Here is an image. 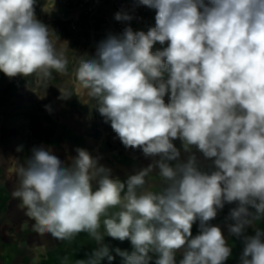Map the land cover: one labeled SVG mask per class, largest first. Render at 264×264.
Masks as SVG:
<instances>
[{
	"label": "clouds",
	"instance_id": "clouds-1",
	"mask_svg": "<svg viewBox=\"0 0 264 264\" xmlns=\"http://www.w3.org/2000/svg\"><path fill=\"white\" fill-rule=\"evenodd\" d=\"M36 3L0 0V72L35 75L40 83L53 71L66 73L68 59L36 18ZM137 3L156 10L155 27L145 33L128 26L109 35L92 56H78L75 74L123 146L152 163L121 182L86 149L76 148L66 164L33 147L19 163L12 196L35 221L34 232L59 241L86 233L95 241L88 258L75 264H101L105 257L111 264L105 236L131 242L130 254L111 250L124 264H149L150 252L158 254L155 264H176L181 248L179 264H224L232 249L220 227L208 222L236 202L229 232L243 240L241 264H264V231L245 234L264 219V0ZM114 19L133 16L121 10ZM157 42L167 46L153 52ZM176 139L185 151L196 146L213 161L210 168H198L194 155L171 166L180 156ZM156 168L159 191L146 179ZM197 220L200 232L193 237Z\"/></svg>",
	"mask_w": 264,
	"mask_h": 264
},
{
	"label": "rangeland",
	"instance_id": "rangeland-1",
	"mask_svg": "<svg viewBox=\"0 0 264 264\" xmlns=\"http://www.w3.org/2000/svg\"><path fill=\"white\" fill-rule=\"evenodd\" d=\"M50 3L51 0H37L35 15L53 31L57 48L64 49L68 59L67 72L60 74L53 71L50 80L40 83L35 75L9 78L0 72V121L9 119L35 122L31 135L33 139L24 144V150L31 151L33 147L43 146L70 164L68 157L76 155V148H83L92 157H99V164L111 169L110 178L124 182L129 175L136 174L152 163V158H145L140 150L123 146L110 123H105L104 117L100 115L96 101L87 97L86 90L81 87L75 74L78 56H92L100 41L109 35L118 34L107 29L94 41L86 29L75 30L72 27L69 20L71 15L67 10L54 12L50 9ZM45 5L48 11L43 10ZM148 10L139 27V31L145 33L155 27L156 10ZM166 46L167 42L164 45L157 42L152 51L162 50ZM61 91L71 96L62 98ZM46 105L50 111L46 110ZM172 142L180 156L177 160L169 161L171 166L186 163L193 155L198 168L208 170L212 165L213 161L206 158L196 146H190L189 151H185L180 139ZM158 171V168L154 169L146 178L153 191H159L161 186ZM96 187L98 185L94 181V190ZM229 206L235 208L237 203L233 202Z\"/></svg>",
	"mask_w": 264,
	"mask_h": 264
},
{
	"label": "crops",
	"instance_id": "crops-1",
	"mask_svg": "<svg viewBox=\"0 0 264 264\" xmlns=\"http://www.w3.org/2000/svg\"><path fill=\"white\" fill-rule=\"evenodd\" d=\"M61 11V10H60ZM60 13V12H59ZM34 121L2 120L0 121V264H64L67 257L68 264H75L77 260H86L96 247L86 233L78 234L71 241H59L50 234L40 235L32 230L34 220L25 215L26 209L20 207L21 201L13 198L12 192L17 186V168L31 156V151L24 150V144L30 142ZM22 146L21 151H17ZM225 203L223 209L218 210L215 219L208 223L220 227L232 253L224 264H241L244 248L242 238L230 234L229 225L235 223L230 218V208ZM264 231V219L255 222L254 227L246 230V235H255V229ZM102 230V229H101ZM192 236L199 234V220L192 226ZM104 243L110 247V254L115 258L111 264H124L123 258L117 255L115 248L127 251L134 250L131 242L114 240L105 236ZM185 248L175 253L176 264L183 259ZM152 259L149 264H155L158 254L150 252ZM101 264H109L105 257Z\"/></svg>",
	"mask_w": 264,
	"mask_h": 264
},
{
	"label": "built area",
	"instance_id": "built-area-1",
	"mask_svg": "<svg viewBox=\"0 0 264 264\" xmlns=\"http://www.w3.org/2000/svg\"><path fill=\"white\" fill-rule=\"evenodd\" d=\"M50 9L54 6L67 10L70 22L75 30L86 29L96 41L104 30L115 31L118 35L131 26L134 32L139 31L140 23L145 19L149 10L147 6L138 5L137 0H51ZM126 10L133 19L116 21L115 14ZM101 28V30H100Z\"/></svg>",
	"mask_w": 264,
	"mask_h": 264
},
{
	"label": "bare ground",
	"instance_id": "bare-ground-1",
	"mask_svg": "<svg viewBox=\"0 0 264 264\" xmlns=\"http://www.w3.org/2000/svg\"><path fill=\"white\" fill-rule=\"evenodd\" d=\"M50 6V5H49ZM59 10H60V8L59 7H57V6H54V12H59Z\"/></svg>",
	"mask_w": 264,
	"mask_h": 264
}]
</instances>
